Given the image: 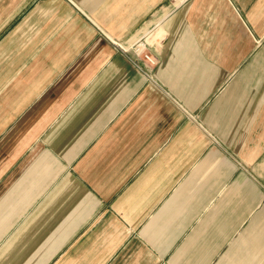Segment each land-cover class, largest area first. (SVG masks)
I'll return each instance as SVG.
<instances>
[{
    "label": "crops",
    "instance_id": "1",
    "mask_svg": "<svg viewBox=\"0 0 264 264\" xmlns=\"http://www.w3.org/2000/svg\"><path fill=\"white\" fill-rule=\"evenodd\" d=\"M0 264H264V0H0Z\"/></svg>",
    "mask_w": 264,
    "mask_h": 264
},
{
    "label": "built area",
    "instance_id": "2",
    "mask_svg": "<svg viewBox=\"0 0 264 264\" xmlns=\"http://www.w3.org/2000/svg\"><path fill=\"white\" fill-rule=\"evenodd\" d=\"M147 45L148 42L146 40L139 39L132 45V48L136 52V54H142L143 59L147 60L148 64L152 65L155 63V58L152 54L145 51Z\"/></svg>",
    "mask_w": 264,
    "mask_h": 264
},
{
    "label": "bare ground",
    "instance_id": "3",
    "mask_svg": "<svg viewBox=\"0 0 264 264\" xmlns=\"http://www.w3.org/2000/svg\"><path fill=\"white\" fill-rule=\"evenodd\" d=\"M151 35H152V34H151ZM150 38H152V39H153L154 37H153V36H150Z\"/></svg>",
    "mask_w": 264,
    "mask_h": 264
}]
</instances>
